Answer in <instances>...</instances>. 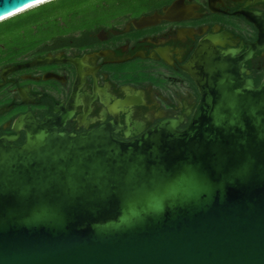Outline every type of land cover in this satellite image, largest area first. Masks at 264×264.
<instances>
[{"label":"water","instance_id":"1","mask_svg":"<svg viewBox=\"0 0 264 264\" xmlns=\"http://www.w3.org/2000/svg\"><path fill=\"white\" fill-rule=\"evenodd\" d=\"M42 1L0 0V22ZM217 43L184 67L202 96L184 130L165 119L126 142L17 119L25 142L0 137V264H264V78Z\"/></svg>","mask_w":264,"mask_h":264},{"label":"flooded vegetation","instance_id":"2","mask_svg":"<svg viewBox=\"0 0 264 264\" xmlns=\"http://www.w3.org/2000/svg\"><path fill=\"white\" fill-rule=\"evenodd\" d=\"M93 15L69 14L52 23L22 25L0 40V137L21 116L54 121L61 132L81 134L108 126L115 138L132 141L165 119L183 118L184 130L201 91L184 67L209 37L235 51L247 79L264 78V0H102ZM178 4L177 19L164 17ZM60 22V23H58ZM76 22H80L76 24ZM15 32L14 37L10 36ZM50 58L49 62L35 63Z\"/></svg>","mask_w":264,"mask_h":264},{"label":"trees","instance_id":"3","mask_svg":"<svg viewBox=\"0 0 264 264\" xmlns=\"http://www.w3.org/2000/svg\"><path fill=\"white\" fill-rule=\"evenodd\" d=\"M70 1H78V0H53L41 4L39 6H36L34 8H31L23 13H20L16 16H13L7 20L0 22V40L4 31L9 28H15L22 25L38 24L42 19L50 20V19L62 17L61 14H57L58 11L65 9L71 10L72 5L74 7L76 6L75 4H72ZM80 1L81 0H79V2ZM69 2L72 4L71 7L69 6L70 5ZM69 14H72L74 17L79 15V13H77L75 10L74 12L69 11ZM78 23L76 22V24Z\"/></svg>","mask_w":264,"mask_h":264},{"label":"rangeland","instance_id":"4","mask_svg":"<svg viewBox=\"0 0 264 264\" xmlns=\"http://www.w3.org/2000/svg\"><path fill=\"white\" fill-rule=\"evenodd\" d=\"M51 1H53V0H51ZM102 0H81L80 2H79V0L78 1H70L72 4H75L76 6L74 7L70 2V7H71V5H72V7H71V10H68V9H65V10H61V11H58L57 12V14H61V16L63 17V18H67V15L69 14V11H73L74 12V10L77 12V13H79V15H82V14H90V15H93L94 13H95V10L96 9H98V4L99 3H102L101 2ZM107 1H112V0H107ZM48 2H50V1H48ZM47 3V2H46ZM77 3V4H76ZM41 5V4H40ZM39 6V5H38ZM34 8V7H33ZM52 19H50V20H48V22H50V23H52V21H51ZM9 29H11V28H9ZM14 35H15V32H12L11 34H10V36L12 37H14Z\"/></svg>","mask_w":264,"mask_h":264},{"label":"bare ground","instance_id":"5","mask_svg":"<svg viewBox=\"0 0 264 264\" xmlns=\"http://www.w3.org/2000/svg\"><path fill=\"white\" fill-rule=\"evenodd\" d=\"M48 1H50V0H44V1L39 2V3H36V4H34V5H32V6L28 7V8L36 7V6L40 5V4H42V3H44V2H48ZM28 8H27V9H28ZM24 10H25V9H24ZM24 10H22V11H24ZM22 11H19V12H22ZM19 12H18V13H19ZM12 16H13V15H12Z\"/></svg>","mask_w":264,"mask_h":264}]
</instances>
